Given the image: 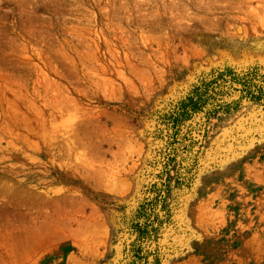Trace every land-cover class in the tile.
Segmentation results:
<instances>
[{
    "label": "rangeland",
    "instance_id": "rangeland-1",
    "mask_svg": "<svg viewBox=\"0 0 264 264\" xmlns=\"http://www.w3.org/2000/svg\"><path fill=\"white\" fill-rule=\"evenodd\" d=\"M225 67L263 85L264 0H0V264H130L165 167L159 264H264V89L167 123Z\"/></svg>",
    "mask_w": 264,
    "mask_h": 264
},
{
    "label": "trees",
    "instance_id": "trees-1",
    "mask_svg": "<svg viewBox=\"0 0 264 264\" xmlns=\"http://www.w3.org/2000/svg\"><path fill=\"white\" fill-rule=\"evenodd\" d=\"M251 70L237 72L230 67H225L216 69L207 77L201 78L189 94L178 103L176 110L167 115V123L172 124L174 134L196 113L209 117L219 112L228 113L238 109L245 98L252 102L259 101L264 83L263 85L255 84L253 78L256 75V68ZM224 88H232L233 92L227 93ZM165 169L164 180L159 183V187L153 186L155 196L140 204L133 216L137 221L132 224L136 236L130 243L132 257L130 264H159L160 262L158 258L160 252L154 243L159 237V229L165 227L166 220L159 218L166 215L162 210L168 209L166 200L173 187L171 186L172 177L169 175L170 168L165 167ZM180 183L174 180V186H179ZM157 204H161L162 210L159 205L157 208ZM140 219L142 222L139 221Z\"/></svg>",
    "mask_w": 264,
    "mask_h": 264
}]
</instances>
